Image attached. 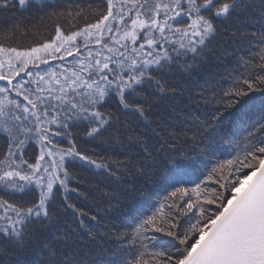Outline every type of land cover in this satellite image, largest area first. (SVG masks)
Instances as JSON below:
<instances>
[{
  "label": "snow or ice",
  "instance_id": "1",
  "mask_svg": "<svg viewBox=\"0 0 264 264\" xmlns=\"http://www.w3.org/2000/svg\"><path fill=\"white\" fill-rule=\"evenodd\" d=\"M0 36V264H264V0H0Z\"/></svg>",
  "mask_w": 264,
  "mask_h": 264
},
{
  "label": "trees",
  "instance_id": "2",
  "mask_svg": "<svg viewBox=\"0 0 264 264\" xmlns=\"http://www.w3.org/2000/svg\"><path fill=\"white\" fill-rule=\"evenodd\" d=\"M65 2L66 3H72V4H75V3H78V2L87 3L88 0H65ZM51 30H52L51 28H48V29H45L44 31H42L39 34L30 33L25 38H21L19 36V34H17V36H15V37H11V33H9L10 39H8L6 41V43H17V44H23L24 46H27V45L32 44L34 41H37V40H40V39H46L48 37L49 33L51 32ZM2 39H3V37L0 36V40H2ZM225 158H229L227 156V154H225ZM198 175L199 174L197 173L196 176H192V177H190V179L193 180V181H196ZM101 182L104 183V184H107V181H101ZM189 186H193V185L190 184ZM87 187L88 186H86V185H81V189L82 190H84ZM70 197H71V199L73 200L74 203H77L80 207H82V208H84L86 210L89 209L90 207H92V205L94 203L92 200H85L82 196H78L77 193H70ZM137 199H139V198H137ZM153 199H155V198H153ZM93 210H95V209H93ZM69 213H71V210H69ZM85 219H87V218H85Z\"/></svg>",
  "mask_w": 264,
  "mask_h": 264
}]
</instances>
